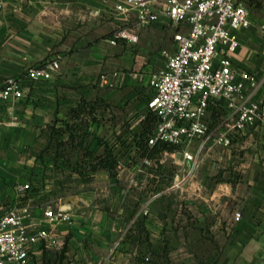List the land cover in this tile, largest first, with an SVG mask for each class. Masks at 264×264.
Returning <instances> with one entry per match:
<instances>
[{
  "label": "crops",
  "instance_id": "1",
  "mask_svg": "<svg viewBox=\"0 0 264 264\" xmlns=\"http://www.w3.org/2000/svg\"><path fill=\"white\" fill-rule=\"evenodd\" d=\"M149 1L156 10L164 7L165 0ZM126 2L0 0V81L33 67L59 63L51 80L26 84L27 96L17 109L19 122L0 127V202L10 204L20 185L37 175L40 180L46 173L45 180L53 188L50 198L34 196L32 200L37 205L49 202L68 220L48 225L58 244L44 251L39 264H264V131L247 128L237 134L232 144L249 138L261 140L260 147L250 153L224 151L223 167L214 171L197 169L199 156L191 170H197L191 184L177 183V166L176 171L163 159L176 156L193 164L184 153H193L191 146H197V141L189 148L165 151L158 176L152 170L154 160L138 157L145 169L141 181L134 177L139 162L131 163L130 153L118 166L116 177L99 170L84 181L75 172L82 151L69 132L58 131L65 123L80 121L72 117L74 108L90 104L102 120L90 125L91 148L97 152H102V146L93 140L94 135L112 140L119 136L129 144L139 125L137 117L125 123L117 111L120 101L109 100L101 91L104 84H131L132 78L118 72L115 59L129 68L128 48L143 46L147 32L154 30L139 25L134 10H117ZM161 19L155 22L157 30L168 29V19ZM119 28L131 29L138 41H115ZM175 31L174 26L168 29L172 53ZM253 41L250 30L240 35L235 62L263 79L264 52L251 46ZM214 109L221 110L215 107L208 112L210 129H216L224 117H215L219 111ZM62 141L67 159L57 157ZM172 171L169 182L165 177ZM42 212L38 208L35 215L40 217ZM117 241L118 248L110 253Z\"/></svg>",
  "mask_w": 264,
  "mask_h": 264
},
{
  "label": "built area",
  "instance_id": "2",
  "mask_svg": "<svg viewBox=\"0 0 264 264\" xmlns=\"http://www.w3.org/2000/svg\"><path fill=\"white\" fill-rule=\"evenodd\" d=\"M116 8L122 13L134 10L139 25H151L165 16L176 28L175 51L168 56L166 67L149 81L148 108L159 117L150 145L166 142L189 148L197 141L194 153H184L194 167L211 144L230 147L247 128L264 131V78L235 62L240 35L253 24L241 0H165L161 11L149 0H127ZM260 34L264 42V21ZM121 39L136 43L138 35L119 28L114 40ZM58 69L59 63L53 61L1 80L0 127L19 122L17 109L27 96L26 84L49 81ZM215 107L225 113L218 127L210 129L208 112ZM32 189V182L20 185L14 200L0 211V264H39L44 251L58 244L48 225L68 217L49 202L37 205L28 196ZM38 208L43 211L40 217L35 215ZM119 244L115 242L110 253Z\"/></svg>",
  "mask_w": 264,
  "mask_h": 264
},
{
  "label": "rangeland",
  "instance_id": "3",
  "mask_svg": "<svg viewBox=\"0 0 264 264\" xmlns=\"http://www.w3.org/2000/svg\"><path fill=\"white\" fill-rule=\"evenodd\" d=\"M241 1L249 9L253 21L250 31L253 34V40L255 42H250V45L256 48L259 53L264 52L262 50L264 42L260 34V25L264 21V0ZM154 25L155 23L148 26V28L153 26L154 30L150 29L147 32L148 36L145 38V43H143V46L145 45V47L138 44L134 46L130 45V48H128V60L131 62V66H129V68H127L125 61L115 59V63H117V67L119 68L118 72L122 71L125 76L132 78L131 84L127 83V81H124L118 84L117 87H108L106 84L101 86L103 87L101 88V91L104 97H107L109 100L114 101L115 103H119L118 101H120L121 104L118 105L121 107H119L117 111L120 117L125 119V123L131 121L134 117L136 118L139 115L150 113V110L148 109V101L151 96V90L148 84L149 75L150 73H156L163 70L168 56L172 53V36L169 34L168 29H172L173 26L169 23V21H166L168 29L164 28V30H157L159 26ZM122 49L125 51L126 47ZM97 83H100L99 80ZM116 89H118V91H114ZM136 129L138 128H135V130ZM242 141L243 143L232 144L230 147L211 144L199 155L200 165L197 169H200L202 173H207L209 170L214 171V169L223 167L225 156L224 151H226V154H228L229 152L227 150L231 151L237 149L239 151L243 150L250 153L251 150H256L260 147L261 140L259 141L257 139L247 138ZM38 143L39 142L36 144ZM34 148L39 149L37 146H32V149ZM196 148L197 146L194 144L191 146L193 153L196 151ZM163 160L165 164H167L169 167H174L176 171L177 166L179 174V177L176 179L177 183L187 182L186 184H191L193 179L196 180L195 174L197 170L191 173L193 164L188 162L183 163V159L180 157L176 158V156H165ZM131 163H138L135 165V179L137 181L143 180L145 169L142 166V161L138 160L136 163L131 161ZM152 166V169L159 170V161L152 162ZM212 168L213 170H211ZM6 206H8V203L6 204L0 202V211L3 208H6Z\"/></svg>",
  "mask_w": 264,
  "mask_h": 264
},
{
  "label": "trees",
  "instance_id": "4",
  "mask_svg": "<svg viewBox=\"0 0 264 264\" xmlns=\"http://www.w3.org/2000/svg\"><path fill=\"white\" fill-rule=\"evenodd\" d=\"M95 110V107L90 106V104L79 105L74 108L71 113L73 119H78L80 121H76L73 124L65 123L64 126L58 130L59 134L69 132L73 143L76 142V146L81 149L82 154L77 160L75 172L79 174L84 181H90L99 170H105L111 177H116L118 174V166L124 156L129 155V153V158L135 163V160H138V157L159 161L161 155L165 151L175 152L181 147L166 142H157L154 145L149 144V140L159 122V117L150 110V113L143 114V117H137V119L140 120L137 127L138 129L135 130L134 138L129 144L123 142L119 136L112 140L94 135L93 140L98 146H102V152H97L95 147L91 148V141L89 139L92 135L90 132L91 121L98 123L102 121L95 116ZM214 111L218 112L219 110L214 109ZM224 113L225 111L221 109L215 117H221ZM75 138H78V141H76ZM63 146V141L58 144L59 150L57 152V157L67 159ZM133 151L134 155L132 154ZM152 170L156 176L160 174V168L159 170ZM173 175V171L169 172L168 176L165 178H168V181L170 182L172 180L170 176ZM45 176L46 173H43L42 176H40V180L38 179V175L36 179L34 178V180H30L33 184V189L29 191V197L41 196L45 199L50 198L53 188L51 186L49 187L45 180Z\"/></svg>",
  "mask_w": 264,
  "mask_h": 264
}]
</instances>
